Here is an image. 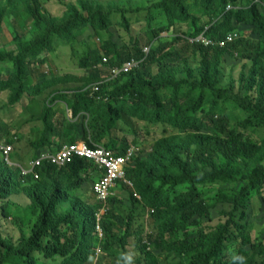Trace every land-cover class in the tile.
I'll return each mask as SVG.
<instances>
[{
  "label": "trees",
  "instance_id": "trees-1",
  "mask_svg": "<svg viewBox=\"0 0 264 264\" xmlns=\"http://www.w3.org/2000/svg\"><path fill=\"white\" fill-rule=\"evenodd\" d=\"M66 3L64 14L56 16L44 10L41 0H0V35L9 25L16 44L7 50L0 43V92L9 89L13 104L26 92L54 84L53 76L60 78L42 73L34 83L30 72L40 52L54 50L57 41H78L87 30L92 41L101 39L81 58L87 73L72 77L84 83L41 99L43 126L32 142L33 157L79 140L91 146L104 142L123 155L134 144L116 135L121 122L135 125V135L150 123L172 131L145 151L135 145L125 169L140 198L117 182L124 191L109 199L103 237L96 216L102 203L90 197L97 175L104 173L98 164L85 158L64 166L46 162L40 178L29 175L22 181L20 166L3 163L0 264H87L99 247L104 264H228L232 250L242 264H264V224L252 239L244 236L243 222L252 203L264 212V0H149L148 27L155 12L164 20L150 33L148 43L157 41L144 64L120 72L96 91L88 84L106 75V66L97 67L104 57L109 67L120 69L125 60L140 58L142 48L134 38L127 42L115 36V14L122 15L121 25L130 26L125 7H108L106 0ZM204 16L207 20L200 22ZM172 23L190 29L174 25L170 31ZM206 27L213 38L231 31L240 35L224 47L192 41ZM239 58L251 65L234 78ZM222 61L230 63L228 71ZM59 99L67 104L64 114L52 105ZM7 137L16 143V135L8 132ZM133 142L138 144L137 137ZM12 156L18 159L17 150ZM211 185L216 187L212 195ZM10 194H24L30 203L4 199ZM148 208L152 227L145 232L140 219ZM215 211L228 218L211 227L207 222ZM229 234L233 246L226 249Z\"/></svg>",
  "mask_w": 264,
  "mask_h": 264
},
{
  "label": "rangeland",
  "instance_id": "rangeland-1",
  "mask_svg": "<svg viewBox=\"0 0 264 264\" xmlns=\"http://www.w3.org/2000/svg\"><path fill=\"white\" fill-rule=\"evenodd\" d=\"M68 0H50L47 1L46 4L49 3L50 11L56 16H62L66 10V3ZM76 1V0H70ZM117 3L122 7L127 9L126 17L130 22V26L128 29L125 26L120 24V20L122 19L121 14H115L113 16L114 20V27H115V36L120 37L127 42L134 38L135 41H139V47L143 48L144 46L148 45L150 33L151 31L155 30L158 25L164 20L163 17L159 12H155V19L151 24V27H148L147 20H146V7L149 4V0H106V5L109 7L112 4ZM141 7L143 10H139L137 12H130L128 10H132L135 8ZM194 14H197L193 11ZM25 20L28 24L31 22L25 17ZM207 20V17H201L200 22ZM174 25H178L177 23L171 24L170 31L172 27L175 28ZM186 23H182L178 25L181 28L190 29ZM6 27L9 25L5 24ZM90 31L87 30L83 35L80 36L78 41H73L72 43H68L66 41H57L55 44L54 50H48L47 52H40L37 58L34 60L35 64L33 65L35 70H31L30 75L35 77L34 83L37 78H40V74L42 73H50L54 72L57 73V76L60 78H50V80H54V84L48 85L44 88L42 92H39L36 97L47 100L50 95L54 93H59L61 91H72L74 90L76 85H81L84 81H75L71 79L70 81H65L63 79L65 76H81L85 75L87 71L85 67L81 63V58L84 55L85 49L88 48L89 45H100L101 39L96 37L94 41L93 39L89 38ZM165 36L166 33H163ZM240 35V32L238 33ZM249 38H252L249 35ZM88 40V43H84ZM0 43L2 44L5 49L11 50L16 48V44L14 42L13 35L7 29V33L4 35H0ZM45 57H48L46 60ZM238 62L236 63V69L234 68L232 74L234 72L235 76H237L238 71L242 70L243 67L248 68L251 65V61L243 58L237 59ZM230 67V63L226 61L221 62L222 70L228 71ZM235 67V64H233ZM8 74H5L7 77ZM55 89V90H54ZM31 102V98L28 94L25 95L23 100L15 105H13L10 101L9 93L7 90L0 92V135H4L1 137L3 141L7 140L8 132H11L13 135L18 136V141L15 144L18 158L21 159V155L25 153V160L29 161L33 157V141L36 140L37 133L40 131L42 133V122L38 120L37 112L40 110V100H34L31 102V107L29 110H25L28 103ZM55 108L59 114H64L67 108V104L64 102L63 99L55 104ZM57 119V117H55ZM136 123V120H133ZM149 128L142 127L139 129L137 135H135V125H128L127 123L121 122L116 129V135L119 139L126 137L129 142L134 145H138L140 148L147 150L151 147V142L160 137L164 134L163 125H148ZM121 127V128H120ZM167 132L170 133V128L167 127ZM134 137H137L138 144L133 142ZM17 140V138H15ZM107 139V137H106ZM105 143H101L100 145L103 146ZM106 145V144H105ZM21 152V153H19ZM24 152V153H22ZM20 154V156H19ZM103 173V172H102ZM101 173V174H102ZM97 177H100L97 175ZM211 190L210 195L216 190L215 186H209ZM124 188L120 185L116 184L115 192L118 196L123 193ZM90 197L92 201H96V195L91 193ZM13 199L27 205L30 203V199L27 200V197L24 194H16L13 196ZM227 220L226 217H221L218 211H215L213 214L212 221L208 223V225L214 226L220 221ZM246 225L244 228V236L250 235L252 239L259 237L258 233L262 231L263 224H264V212L260 210V206L255 205L252 203L250 209L248 210V215L246 219L243 221ZM3 223V220H1ZM151 219L148 223L147 230L151 229ZM233 234H229L226 239V249L232 248V241H233ZM239 239V238H238ZM132 248V246H129ZM133 249V248H132ZM130 253L128 252V255ZM231 258L237 256L238 253H235L233 250L228 253ZM104 253L101 252L99 255H94L87 264H104ZM137 254H132V258H135ZM229 257V258H230Z\"/></svg>",
  "mask_w": 264,
  "mask_h": 264
},
{
  "label": "clouds",
  "instance_id": "clouds-1",
  "mask_svg": "<svg viewBox=\"0 0 264 264\" xmlns=\"http://www.w3.org/2000/svg\"><path fill=\"white\" fill-rule=\"evenodd\" d=\"M46 2H47V0H41V3H42V5H43V7H44V10H51L50 8H49V3L48 4H46ZM230 8V5H228L227 6V9H229ZM51 12V11H50ZM53 14V13H52ZM208 27H206L205 28V31L203 32L204 33V35L205 36H207V34H206V29H207ZM7 29L10 31V33L13 35V38H14V33L12 32V30H11V28L10 27H6L5 26V24H4V30H3V32L2 33H4V34H6L7 33ZM21 30V29H20ZM227 33V32H226ZM225 33V34H226ZM162 35H164V34H162ZM199 35V34H198ZM225 36V35H224ZM223 36V37H224ZM207 37H209V36H207ZM196 38V37H195ZM209 38H212V39H214V40H216V39H218V38H213V37H209ZM220 38H222V37H220ZM156 41H157V39H155V40H153L152 42H150L148 45H146V46H144L143 48H142V56L140 57V58H135V57H132V58H130L129 60H125V62L124 63H126L127 61H137L138 62V64L139 63H141V65H143L144 63H142L143 62V60L145 59V57L150 53V51H151V49H152V47L155 45V43H156ZM234 42V41H233ZM232 43V42H231ZM229 44V43H228ZM219 46V45H218ZM227 46V45H226ZM145 47H149V51L148 52H145ZM220 47H224V46H220ZM105 58H107V57H104L103 58V62H101V63H103L102 65H100V66H97V67H99V68H104L105 66H106V69H107V73H106V75H104L103 76V74H102V77H101V79L100 80H98V81H95V82H92V83H90V84H88L89 86H91L92 87V89H93V91H96V90H98L99 89V86H100V84H103L105 81H109L110 79H112V78H114L115 77V75H114V72H113V70H114V68L115 67H109L108 66V64H109V59L107 58V60H105ZM137 64V65H138ZM123 67V66H122ZM121 67V68H122ZM235 69H236V67H235ZM129 70V69H128ZM121 72H123V71H121ZM119 74V73H118ZM84 75V74H83ZM233 77L234 78H237L238 76H239V71H238V74H237V76H235V74H234V72H233ZM82 76V75H81ZM72 77H80V76H71V78H69V80L68 81H70L71 79H72ZM73 80H75V81H78V80H76V79H73ZM48 86V85H47ZM97 87H98V89H97ZM44 90V89H43ZM43 90H40V92H42ZM5 91V90H4ZM8 91V93H9V97H10V91H9V89L7 90ZM39 92H37V93H35V92H33V94L32 95H29V93L28 92H26V94H28L29 95V97L31 98V102H34V100H40V108L41 109H43V107H42V102H41V99H43V97H40V98H37L36 97V95L38 94ZM56 93H54V94H52V95H50L49 96V98L48 99H50L53 95H55ZM101 98V97H100ZM47 99V100H48ZM59 101H61V99H59V100H57L56 102H54L52 105H55L57 102H59ZM21 102V101H20ZM31 102L30 103H28L27 104V106H26V108H25V110H29L30 109V107H31ZM19 103V102H18ZM13 104V103H12ZM17 104V103H16ZM13 105H15V104H13ZM42 111V110H41ZM39 114V116H40V110L37 112V115ZM39 116H38V118H39ZM40 121V120H39ZM41 122V121H40ZM150 126H152V125H157V124H153V123H150L149 124ZM162 125V124H161ZM170 128V131H172V128L171 127H169ZM167 126H163V131H164V134L163 135H161V136H164V135H167V134H169V133H166L167 132ZM175 133H177V130L175 129L170 135H173V134H175ZM160 136V137H161ZM16 138H17V141H18V136L16 135ZM155 140V139H154ZM153 140V141H154ZM17 141H16V143H17ZM152 141V142H153ZM151 142V143H152ZM74 143H86V144H88V145H90L88 142H86V141H84V140H79V141H76V142H73V143H68V144H65L60 150H55V151H49V150H45V151H43L39 156H36V157H32L29 161H26V160H23V158L25 159V153L24 152H22V153H24V154H22V157H21V159L19 160V158L18 159H14L13 158V152L16 150V147H15V144L14 143H10V142H8L7 140L6 141H3L2 139H1V137H0V168H1V165L4 163V164H6V165H8V166H13V167H15V166H20L21 167V170H20V173H21V175H22V181H25V178L27 177V176H29V175H34V177L35 178H40V171H39V168H41L42 166H44V164L46 163V162H49V163H52V164H56V165H58V166H64V165H66V164H68V163H66V164H64V165H60V164H58V163H56V162H54L53 160H52V158L51 157H46V158H43L42 159V163L41 164H36V165H34V162L35 161H37L38 159H40V158H42L45 154H49V155H56V154H58L59 152H61L63 149H64V147L66 146V145H71V144H74ZM97 145H100V144H96L95 146H91V147H96ZM105 145V144H104ZM8 146H11V150L9 151V153H7L6 152V148L8 147ZM106 146V145H105ZM107 147V146H106ZM128 148H132L133 149V155H132V157H131V159H130V161L126 164V166L132 161V159H133V157H134V155H135V152L137 151V148H136V146L135 145H131V146H129ZM127 148V149H128ZM127 149L125 150V152H124V154L126 153V151H127ZM112 150V149H111ZM116 154H117V152L115 151V150H113ZM123 154V155H124ZM117 155H122V154H117ZM76 158H85V159H89V160H92L93 162H95L96 163V165L98 164L99 165V167L100 168H102V166H101V164L100 163H98V162H96L94 159H91V158H87V157H76ZM74 161V160H73ZM72 162V161H71ZM70 163V162H69ZM125 166V167H126ZM25 170H27L28 172H26L25 173ZM125 172H126V169H125ZM39 175L38 177L36 176V175ZM100 177H97V179H99ZM96 179V180H97ZM96 180L94 181V183H93V185H92V188H91V193H93V194H95L96 195V201H100L101 203H102V207H100V209L97 211V213H96V216H97V219H98V225H97V231L100 233V236H104V234H103V228H102V225H101V222H102V220L104 219V217H105V215H106V213H107V211L110 209V206H111V203H110V201H109V199L111 200V195H113V196H115L116 195V193L117 192H115V186H116V184H117V182L118 181H123V183L126 185V186H128L129 188H130V190H132V191H134L133 192V194L136 196V197H138V198H140V195L134 190V185H133V182L130 180V179H128L127 178V174L125 173V178H119V179H117L116 181H115V185L110 189V193H109V195L107 196V198H104V199H101L99 196H98V193H97V191H96V189H94V184H95V182H96ZM118 185H120V184H118ZM121 186V185H120ZM14 192H16V191H14ZM12 194V193H11ZM9 195L7 198H4V199H6V200H14L13 199V196L14 195ZM16 195V194H15ZM112 196V197H113ZM151 211H153V210H151ZM221 215V217H226V218H228V216H226L225 214H220ZM150 209L148 208L147 209V211H146V213L144 214V216L140 219V221L141 222H143L144 224H145V232H149L150 230H147V226H148V223H149V221H150ZM212 221V220H211ZM211 221H208L207 222V225H208V223H210ZM224 222H226V220L225 221H220V222H218L217 224H219V223H224ZM217 224H215L214 226H216ZM214 226H211V227H214ZM228 236V235H227ZM226 239H227V237H226ZM225 245H226V240H225ZM102 252V248L101 247H99L97 250H96V252H94L93 253V256L94 255H99V253H101ZM225 252V251H224ZM227 253V252H226ZM228 254V253H227ZM92 256V257H93ZM228 256H229V254H228ZM230 257V256H229ZM225 260L228 262V264H242V262H241V259H240V256H239V254H237V256L236 257H234V258H225Z\"/></svg>",
  "mask_w": 264,
  "mask_h": 264
},
{
  "label": "built area",
  "instance_id": "built-area-1",
  "mask_svg": "<svg viewBox=\"0 0 264 264\" xmlns=\"http://www.w3.org/2000/svg\"><path fill=\"white\" fill-rule=\"evenodd\" d=\"M238 36L236 31L227 32L224 37L218 38L216 40L209 38L200 33L196 38L192 39L195 41H201L205 45L208 44H218L219 46H226L231 43ZM145 52L149 51V47H145ZM107 60V58H105ZM137 61H127L123 64L120 69L114 68L113 72L116 76L121 71H127L130 67L137 65ZM98 89V87H97ZM11 146L6 148V152L9 153ZM133 155V149L128 148L124 155H117L113 150L106 147L105 145H97L96 147H91L86 143H74L71 145H66L64 149L56 155L45 154L42 158L34 162V165L41 164L42 159L46 157H51L52 160L60 165H64L73 161L76 157H87L94 159L96 162L100 163L104 173L96 180L94 184V189H96L98 196L101 199L107 198L110 193V189L115 185V181L119 178H125V166L130 161ZM28 172L25 170V173ZM39 176L38 174L36 175Z\"/></svg>",
  "mask_w": 264,
  "mask_h": 264
}]
</instances>
